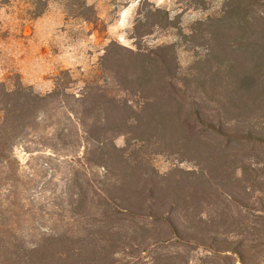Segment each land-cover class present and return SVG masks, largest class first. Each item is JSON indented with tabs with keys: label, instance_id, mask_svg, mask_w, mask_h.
Returning a JSON list of instances; mask_svg holds the SVG:
<instances>
[{
	"label": "trees",
	"instance_id": "trees-1",
	"mask_svg": "<svg viewBox=\"0 0 264 264\" xmlns=\"http://www.w3.org/2000/svg\"><path fill=\"white\" fill-rule=\"evenodd\" d=\"M236 3L226 4V10L216 22L228 27L235 25L242 33L234 43L224 41L221 47L210 48L202 65L213 60L214 65L207 66L212 73L198 87L209 101L222 108L228 104L234 108L232 112L226 111L234 123L232 133L211 125L210 129L228 144L252 142L264 147V16L254 21L240 16L242 3L240 0ZM155 11L160 13L158 9ZM168 49L133 51L112 42L105 50L99 69L91 78L84 79L77 90V81L67 70L56 74L52 90L44 94L18 80L11 86L0 81V173H4L2 180L6 185L14 187L0 201V264H120L114 259L119 253L130 256L131 260L125 264H140L131 254L139 249L145 253L173 239L207 247L214 255L222 254L227 264H235L230 255H236L240 264H247L244 250L264 253V241L258 242L260 233L264 234V222L240 225L222 220L211 225L195 224L189 227L194 230L190 234L179 230L170 219L169 210L158 213L154 209L157 203L163 205L172 192L163 191L147 179L153 172L149 159L146 153L138 154L135 147L157 145L158 151H166L188 145L187 141L193 143L183 128V104L176 86V82H180L185 88L187 79L176 77L179 67L174 53L170 62L166 55ZM218 74L220 77L215 76ZM224 84L229 85L232 92L222 96ZM55 108L64 110L67 124L53 119ZM48 120L51 122L46 124ZM122 135H132L133 144L126 140L123 147L116 146L114 140ZM73 138L84 143L86 165L102 170V180L98 181L101 187L83 192L69 190L68 186L65 195L71 223H56L39 233L36 228L28 227L25 233L26 198L21 165L14 148L33 140L40 146H50L48 148L56 145L68 148ZM57 141L60 144H56ZM237 144L230 147L231 152L241 150ZM242 157L248 158V151H244ZM239 164L235 169L240 175L249 174L243 173L246 164ZM248 168L252 170L250 165ZM248 180L246 190L258 192L264 220V185L257 184L254 176ZM218 185L221 195L233 199L230 178L220 180ZM171 199L172 207L176 202L175 197ZM240 206L250 209L243 204ZM224 208L218 210V216L226 218L228 207ZM136 219L164 222L166 225L162 227L167 233L151 236L149 230L141 228L143 235L137 239L133 232L130 235L118 228L120 222ZM29 234L32 239L27 240ZM229 236L240 239L230 242ZM218 237L223 239L218 240ZM146 240L151 241L146 245ZM245 241L250 244L246 246ZM150 258L145 264H169L168 257ZM262 262L264 264V259Z\"/></svg>",
	"mask_w": 264,
	"mask_h": 264
},
{
	"label": "rangeland",
	"instance_id": "rangeland-1",
	"mask_svg": "<svg viewBox=\"0 0 264 264\" xmlns=\"http://www.w3.org/2000/svg\"><path fill=\"white\" fill-rule=\"evenodd\" d=\"M240 1V16L249 17L251 21L264 16V0ZM230 2L237 4V0H0V81L11 86L18 80L44 94L52 90L56 74L67 70L77 81V90L84 79L91 78L99 69L105 50L112 42L133 51L170 48L166 55L171 62L174 53L179 67L176 77L187 79L185 88L180 82H176V86L183 104V128L193 143L187 141L188 145L166 151H158L157 145L135 147L138 154L146 153L149 159L153 172L147 179L163 191L172 192L168 194L169 198L164 199L163 205L157 203L155 211L169 210L172 222L179 230L190 234L194 233L190 226L217 224L222 220L240 225L252 222L259 225L264 222L259 194L246 190V187L248 179L253 176L257 184L264 185V147L252 142L235 143L241 150L231 152L230 147L235 144H228L209 126L232 133L234 123L228 113L234 108L231 104L222 108L209 101L198 87L212 73L207 66L214 65L213 60L202 65L210 48L221 47L224 41L234 43L242 33L235 25L228 27L216 22ZM157 9L160 13L155 11ZM215 76L220 77L219 74ZM227 92L231 93L232 89L226 84L221 95ZM52 117L62 125L67 124L62 109L55 108ZM50 122L48 120L46 124ZM131 138L132 135H122L114 143L123 147L126 140L133 144ZM73 140L68 148L58 145L48 148L50 146L34 143L35 140L14 148L21 165L26 198L25 233L28 227L36 228L39 233L56 223H71L68 219V196L65 195L68 186L69 190L83 192L101 187L98 181L102 180V170L86 165L84 143L77 138ZM244 151H248V158L242 157ZM239 162L246 164L243 173L249 174L240 175V171L235 169L240 166ZM3 174L0 173V201L14 190L2 180ZM227 178H230L233 199L219 193L220 180ZM72 179L77 182L73 184ZM172 197H175L176 204L171 207ZM240 204L250 209L241 208ZM224 205L228 207L226 218L218 216V210L225 209ZM159 225L166 224L159 220L136 219L120 222L118 228L130 235L133 232L139 239L143 235L141 228L149 230L151 236L152 233L166 235L167 232ZM32 234L27 236V240L32 239ZM239 239V236L227 238L230 242ZM149 241L146 240V245ZM261 241H264L263 233L258 238V242ZM249 244L245 241L246 246ZM244 251L245 263L263 264V252L253 254ZM131 255L137 257L140 264L149 263L150 257L156 255L168 257L169 264L228 262L223 261L222 254L214 255L207 247L175 239L145 253L139 249ZM230 257L235 264H240L236 255ZM114 259L120 264L131 260L127 253H119Z\"/></svg>",
	"mask_w": 264,
	"mask_h": 264
}]
</instances>
